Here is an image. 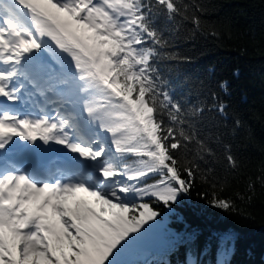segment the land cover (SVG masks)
Returning a JSON list of instances; mask_svg holds the SVG:
<instances>
[{
    "label": "snow or ice",
    "instance_id": "1",
    "mask_svg": "<svg viewBox=\"0 0 264 264\" xmlns=\"http://www.w3.org/2000/svg\"><path fill=\"white\" fill-rule=\"evenodd\" d=\"M189 7L0 0V159L34 157L0 167V264H132L124 257L160 215L153 202L171 207L197 179L216 187L239 170L217 121L228 105L214 92L211 103L177 99L159 67L188 62L165 33L178 18L201 28ZM53 146L72 155L52 160ZM209 160L222 168L201 167ZM212 206L235 210L215 194Z\"/></svg>",
    "mask_w": 264,
    "mask_h": 264
},
{
    "label": "trees",
    "instance_id": "2",
    "mask_svg": "<svg viewBox=\"0 0 264 264\" xmlns=\"http://www.w3.org/2000/svg\"><path fill=\"white\" fill-rule=\"evenodd\" d=\"M183 2L202 26L195 29L180 18L177 25L170 24L177 29L165 33L170 51L188 62L161 61L159 67L177 99L211 103L214 92L228 105L227 117L217 115V121L229 133L241 166L216 187L197 179L191 193L171 207L153 202L160 215L124 259L132 264H264V0ZM194 82H200L199 88ZM223 82L227 91L220 87ZM236 119L242 127L233 133ZM199 163L222 168L211 160ZM213 194L231 201L235 210L213 207ZM171 246L169 255L152 254Z\"/></svg>",
    "mask_w": 264,
    "mask_h": 264
}]
</instances>
